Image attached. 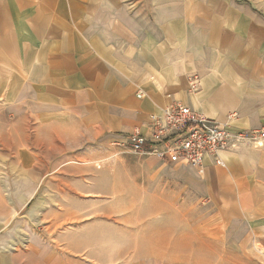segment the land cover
Segmentation results:
<instances>
[{
    "label": "crops",
    "instance_id": "crops-1",
    "mask_svg": "<svg viewBox=\"0 0 264 264\" xmlns=\"http://www.w3.org/2000/svg\"><path fill=\"white\" fill-rule=\"evenodd\" d=\"M176 101L235 130L264 127V0H0V105L32 136L121 140ZM224 156V167L206 161V193L234 203L228 224L251 227L219 243L216 264H264V145ZM18 242L3 244L0 264L213 263L201 253L101 263Z\"/></svg>",
    "mask_w": 264,
    "mask_h": 264
},
{
    "label": "rangeland",
    "instance_id": "rangeland-1",
    "mask_svg": "<svg viewBox=\"0 0 264 264\" xmlns=\"http://www.w3.org/2000/svg\"><path fill=\"white\" fill-rule=\"evenodd\" d=\"M6 107L0 105V249L12 239L19 242L8 248H24L32 239V247L52 243L70 259L163 255L188 262L201 253L216 264L219 243L243 240L251 227L244 219L228 224L222 212L234 203L206 193L194 168L159 167L153 155L109 136L35 137ZM13 125L23 137L12 136Z\"/></svg>",
    "mask_w": 264,
    "mask_h": 264
},
{
    "label": "built area",
    "instance_id": "built-area-1",
    "mask_svg": "<svg viewBox=\"0 0 264 264\" xmlns=\"http://www.w3.org/2000/svg\"><path fill=\"white\" fill-rule=\"evenodd\" d=\"M199 88V75H190V91L196 92ZM116 143H128L137 153L185 165L202 174L208 158H212L216 165L224 166V152L237 151L245 146H263L264 127L235 130L228 123L206 117L176 101L150 115L148 133L135 129Z\"/></svg>",
    "mask_w": 264,
    "mask_h": 264
}]
</instances>
